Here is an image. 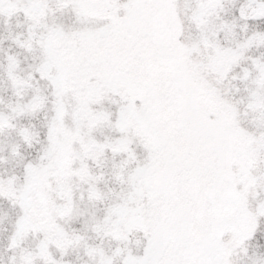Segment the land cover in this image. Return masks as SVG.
I'll list each match as a JSON object with an SVG mask.
<instances>
[{
    "label": "snow or ice",
    "instance_id": "6c2138e0",
    "mask_svg": "<svg viewBox=\"0 0 264 264\" xmlns=\"http://www.w3.org/2000/svg\"><path fill=\"white\" fill-rule=\"evenodd\" d=\"M0 264H264V0H0Z\"/></svg>",
    "mask_w": 264,
    "mask_h": 264
}]
</instances>
